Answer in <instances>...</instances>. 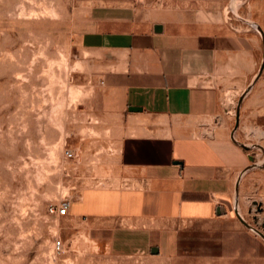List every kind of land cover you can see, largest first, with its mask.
<instances>
[{"label": "crops", "instance_id": "0c3cea01", "mask_svg": "<svg viewBox=\"0 0 264 264\" xmlns=\"http://www.w3.org/2000/svg\"><path fill=\"white\" fill-rule=\"evenodd\" d=\"M78 1L72 48L121 138L118 173L69 209L59 264H264L244 206L264 173L241 145L264 134V0H238V25L227 0Z\"/></svg>", "mask_w": 264, "mask_h": 264}, {"label": "rangeland", "instance_id": "374dc122", "mask_svg": "<svg viewBox=\"0 0 264 264\" xmlns=\"http://www.w3.org/2000/svg\"><path fill=\"white\" fill-rule=\"evenodd\" d=\"M76 5L78 0H0V264H59L75 220L69 212L52 213L51 206L69 201L71 208L83 191L105 186L118 173L121 135L112 130L116 119L105 108L100 73L78 62L72 48ZM227 6L238 25V0ZM233 115L238 140V103ZM262 130L244 140L259 161ZM253 169L264 173V164ZM263 192H253L244 206L264 239Z\"/></svg>", "mask_w": 264, "mask_h": 264}, {"label": "built area", "instance_id": "2783aa9c", "mask_svg": "<svg viewBox=\"0 0 264 264\" xmlns=\"http://www.w3.org/2000/svg\"><path fill=\"white\" fill-rule=\"evenodd\" d=\"M238 119V118H237ZM237 122H239V120H237ZM238 128H239V126H238ZM255 132L253 131V132H251L249 135H252V134H254ZM242 144V146L246 149V150H248L249 152H250V154H251V157H252V163H251V165L248 167V169H253L254 167H256V166H259V165H263L264 164V156H263V160H261V161H259V160H256L255 159V154L256 153H254V152H252L254 149H252V148H254V145L253 144H246L244 141L243 142H241ZM252 151H251V150ZM262 151H263V153H264V147L262 148H260ZM66 155H67V157L68 158H73L74 157V152H72V151H67L66 152ZM264 155V154H263ZM70 202L69 201H65V202H63L60 206H58V207H56V206H51V208H50V211L52 212V213H57V214H59V215H67L68 214V212H69V209H70ZM54 246H55V249L60 253V252H63V250H64V244H63V241L61 240V239H58L55 243H54Z\"/></svg>", "mask_w": 264, "mask_h": 264}, {"label": "water", "instance_id": "95a60500", "mask_svg": "<svg viewBox=\"0 0 264 264\" xmlns=\"http://www.w3.org/2000/svg\"><path fill=\"white\" fill-rule=\"evenodd\" d=\"M130 110H132V111H140L141 107H130ZM158 252H159L158 247H153L152 248V253L153 254H158Z\"/></svg>", "mask_w": 264, "mask_h": 264}]
</instances>
